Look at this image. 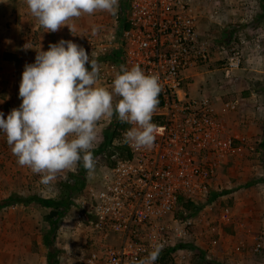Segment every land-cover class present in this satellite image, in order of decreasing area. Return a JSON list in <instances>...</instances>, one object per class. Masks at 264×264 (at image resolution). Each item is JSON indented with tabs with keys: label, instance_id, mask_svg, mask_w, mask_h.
<instances>
[{
	"label": "rangeland",
	"instance_id": "374dc122",
	"mask_svg": "<svg viewBox=\"0 0 264 264\" xmlns=\"http://www.w3.org/2000/svg\"><path fill=\"white\" fill-rule=\"evenodd\" d=\"M121 1L127 3L119 0L115 15L82 14L67 22L71 30L65 25L52 35L59 42L94 33L96 25L101 26L100 34L109 27L118 30L121 14H127L120 11ZM194 12L196 24L207 21L203 29L197 27V33L209 47L211 62L190 72L185 89L188 93L199 80L201 88L206 84L207 89H219L224 103H238L227 112H222L221 105L218 112L219 139L227 144L220 145V157L217 148L207 149L208 162L216 163L209 194L196 204L181 201L175 210L178 222H193V234H200L197 238L208 242L206 247L195 237L178 241L155 264H264V72L259 73L264 68V7L260 0H195ZM234 46L242 51L240 65L226 78L225 58ZM98 86L110 88L100 79ZM226 90L230 98L221 93ZM131 127L115 115L102 118L96 127L95 169L89 172L77 164L48 185L40 183V175L17 164L7 143L0 145V264H49L44 236L50 226L44 211L28 203L32 196L49 200L62 196L66 201L55 227L53 264H79L85 258L90 233L81 228L84 218L75 201L87 197L89 189L100 188L112 168L126 158L127 150L120 148L125 147L122 137ZM80 169L82 178L77 177Z\"/></svg>",
	"mask_w": 264,
	"mask_h": 264
},
{
	"label": "built area",
	"instance_id": "2783aa9c",
	"mask_svg": "<svg viewBox=\"0 0 264 264\" xmlns=\"http://www.w3.org/2000/svg\"><path fill=\"white\" fill-rule=\"evenodd\" d=\"M194 9L195 0H127L118 30L72 38L98 61L102 83L111 86L121 65H140L163 85L152 117L161 129L154 146L137 149L125 143L124 134L129 157L112 168L100 188L75 201L84 218L81 228L90 233L79 264H138L158 245L161 255L194 237L193 222H178L175 210L181 201L196 204L207 197L216 165L208 162L207 149L217 148L220 157V145L227 144L219 139L221 123L211 100L192 98L185 89L190 72L211 62ZM230 51L225 76L240 65L242 51L236 46ZM237 103H223L222 112Z\"/></svg>",
	"mask_w": 264,
	"mask_h": 264
},
{
	"label": "clouds",
	"instance_id": "9594fccd",
	"mask_svg": "<svg viewBox=\"0 0 264 264\" xmlns=\"http://www.w3.org/2000/svg\"><path fill=\"white\" fill-rule=\"evenodd\" d=\"M31 14L46 32H57L72 18L97 11L115 15L119 0H26ZM101 26L93 27L98 32ZM71 30V28H70ZM86 65L90 67H86ZM100 67L83 46L61 39L39 50L34 63L26 64L19 84L22 103L5 118L0 111V133L6 136L17 164L40 175L48 185L59 173L82 163L95 169L97 123L116 116L133 125L125 143L151 149L160 127L152 120L163 85L159 76L134 65H121L112 85L98 86ZM158 245L138 264H155Z\"/></svg>",
	"mask_w": 264,
	"mask_h": 264
},
{
	"label": "crops",
	"instance_id": "0c3cea01",
	"mask_svg": "<svg viewBox=\"0 0 264 264\" xmlns=\"http://www.w3.org/2000/svg\"><path fill=\"white\" fill-rule=\"evenodd\" d=\"M262 7H264V1ZM259 12H262L261 8H259ZM206 22L205 20H199L197 27L203 29ZM64 28L63 26L60 30ZM60 30L46 32L47 30L42 28L38 20L31 14L26 0H0V111L4 112L5 118L12 109L18 108L22 103L19 97V84L25 65L34 63L37 51L40 49L47 51L50 44L57 43L56 37L52 34L57 35ZM261 33L263 34L262 31ZM260 46L259 44L257 48ZM262 58L263 55H261ZM233 71H230V73ZM241 71H245V69ZM260 71L264 72V68L260 69L259 73ZM211 73L208 75H211ZM200 83L198 80L191 84L188 91L189 96L192 98H209L213 107L219 112L221 105L224 103L222 99H219L221 97L219 89H207L206 84L201 88ZM210 85L212 86V84ZM221 93L230 98L228 90ZM219 117L222 118V114L219 113ZM5 143H7L6 136L0 133V145L4 146ZM198 235L200 234L194 235L197 243L202 247H206L208 242L203 244L201 240H198Z\"/></svg>",
	"mask_w": 264,
	"mask_h": 264
},
{
	"label": "trees",
	"instance_id": "16d2710c",
	"mask_svg": "<svg viewBox=\"0 0 264 264\" xmlns=\"http://www.w3.org/2000/svg\"><path fill=\"white\" fill-rule=\"evenodd\" d=\"M260 1L262 3L264 0H260ZM119 8H120L121 13L124 12V10L126 9V3L121 1ZM119 21H120V24H122L121 16H120ZM104 59H107V57ZM159 99H160V97H159ZM114 127H115V124H114ZM263 133H264V131H263ZM120 149L126 150L125 147H121ZM126 157H129L128 152H127ZM79 172H80V175H78L77 177L82 178L83 171H81V169H80ZM62 198L63 197L61 196L58 200H49V199H44L41 197L32 196L31 198L28 199V203H30L31 205L35 206L36 208H40L44 211L42 213H44V216L46 217V219L49 223V226H50V232L44 236V244L49 249V254H48L49 264H53V262H54V258H53L54 253L52 252L53 251L52 247H53L55 227H56V224H57L60 216L63 214L64 209H65L66 201H63ZM190 205H192V204H190ZM61 207H62V210H61Z\"/></svg>",
	"mask_w": 264,
	"mask_h": 264
}]
</instances>
